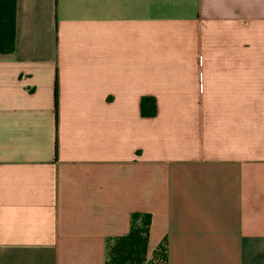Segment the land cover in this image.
Masks as SVG:
<instances>
[{"label": "crops", "instance_id": "crops-1", "mask_svg": "<svg viewBox=\"0 0 264 264\" xmlns=\"http://www.w3.org/2000/svg\"><path fill=\"white\" fill-rule=\"evenodd\" d=\"M135 213L149 260L264 264V0H17L0 264H106Z\"/></svg>", "mask_w": 264, "mask_h": 264}, {"label": "trees", "instance_id": "trees-1", "mask_svg": "<svg viewBox=\"0 0 264 264\" xmlns=\"http://www.w3.org/2000/svg\"><path fill=\"white\" fill-rule=\"evenodd\" d=\"M16 17L17 0H0V56L11 55L15 50ZM141 113L144 117L156 115L155 98H142ZM151 224L150 214H133L130 232L107 244L106 264H168L167 242L159 246L150 260L147 259Z\"/></svg>", "mask_w": 264, "mask_h": 264}]
</instances>
